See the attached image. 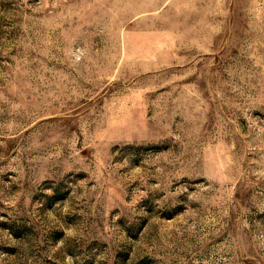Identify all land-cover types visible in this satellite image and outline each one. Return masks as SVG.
<instances>
[{"label":"rangeland","instance_id":"374dc122","mask_svg":"<svg viewBox=\"0 0 264 264\" xmlns=\"http://www.w3.org/2000/svg\"><path fill=\"white\" fill-rule=\"evenodd\" d=\"M0 264H264V0H0Z\"/></svg>","mask_w":264,"mask_h":264}]
</instances>
